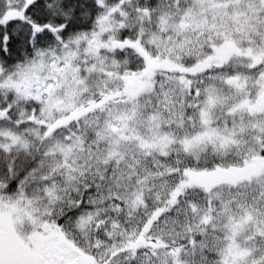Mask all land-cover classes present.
<instances>
[{
  "label": "snow or ice",
  "instance_id": "1",
  "mask_svg": "<svg viewBox=\"0 0 264 264\" xmlns=\"http://www.w3.org/2000/svg\"><path fill=\"white\" fill-rule=\"evenodd\" d=\"M0 264H264V0H0Z\"/></svg>",
  "mask_w": 264,
  "mask_h": 264
}]
</instances>
